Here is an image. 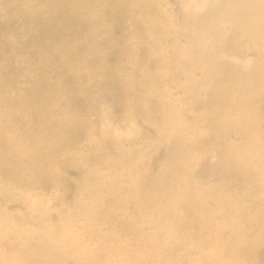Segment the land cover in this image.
I'll return each mask as SVG.
<instances>
[{"label": "rangeland", "instance_id": "obj_1", "mask_svg": "<svg viewBox=\"0 0 264 264\" xmlns=\"http://www.w3.org/2000/svg\"><path fill=\"white\" fill-rule=\"evenodd\" d=\"M29 1L32 2L34 9L43 6L39 0H0V12L4 9L6 25V29L3 30L5 43L0 42L3 49L6 44L11 43L22 49L24 42L28 41L26 28L15 27V25L21 18L18 11L28 13ZM92 1L95 0H75L76 8H86L88 17H94L98 10L91 3ZM218 1L155 0L156 6L169 19V31L167 22L164 21L166 32L162 46L164 48L166 45V51L161 53L162 48L158 55H156V49L149 47L145 40L141 43L144 30L135 29L133 23L134 19L141 17L138 14L133 15L130 11L131 6L126 8L127 12L121 19L120 25L110 27L112 23L108 20L109 28H103L104 32H100L104 44L97 50L103 53L107 49H113L112 58L109 60V64L113 67L111 71H114L120 79H130L133 83L121 101L114 91L102 85V73L91 72L87 64L83 62L84 53L95 50L93 45L88 44L86 50H77L73 57V40L70 38L67 26L61 22V17L52 13L45 12L42 16L45 17L44 21H49L53 25L58 38L41 50L35 62H33L32 48H28L26 53L9 52V60L0 57V77L4 78L2 82H14L17 88L31 84L30 79L25 77L23 65L18 63L23 55L29 57L28 62L33 66L40 63L48 65L52 62V57L61 60L66 66V85L56 88V92H44L41 101L31 106L34 110L31 113L43 112V116L56 121H64L65 118L77 114L85 123L82 126L83 134H73L70 143L63 146V153L58 155V158L69 159L74 165V168H69L64 173L66 177L64 182L58 183L50 178L45 184L39 183L28 164L22 166L16 173L0 172V224H2L0 235L7 241V244H0V264H8L9 258L4 256L6 254L9 257H17L13 258L15 260L20 259L21 252L31 254L32 259L33 256L37 258V255H33V247H26V238H47L50 231L57 229L61 230L66 239L77 240L82 245L79 251L100 249V260L103 264H131V261L125 260L131 255L124 252L125 249H129V252L135 251L140 259L139 254H144L148 264H160L159 261L163 262L172 258L170 246L181 239L184 240V245L175 251L182 264H209L214 260L221 261L219 254L224 257L228 254L237 259L242 256L234 246L226 248L225 245L222 250L218 249L211 254L206 245L207 236L200 235L201 226L205 222L189 221L191 228H187L184 236L180 235L179 230L182 224L179 216H166L168 219L159 226V230L162 228L164 233L154 232V227H146L143 232H139L154 243L158 249V256L147 248L146 240L139 241L134 233L138 221L140 222L142 218L150 219L158 209H162L165 202L163 197L152 195L154 179L160 181V191L169 186L170 191L179 196L178 199L184 203H187L188 199L182 194L185 190L196 194L194 197L205 196L199 201L208 204L216 209L215 211L226 208V205L223 204L222 199L216 200L213 193L217 196L218 192H225L230 196L231 203L238 202L242 194L239 184L234 181L238 173L217 168V160L220 157L217 150L206 145L195 147L190 144L191 138L197 132L206 135L212 133V126L203 117V108L208 105L204 96L206 90L198 82L213 73L217 67L213 61L222 55V50L227 51L225 60L230 64H264V38H258L261 24L256 19L251 20L256 25L253 30V39H257L263 46L259 51H254L255 53L250 51L245 53L247 48L254 46V43L250 39H243L241 35L238 37L239 50L217 41H213L217 43L216 51L206 47L202 50L204 54H200V51L194 47L198 43V38L185 33L183 24L188 19H197L201 15L213 13ZM256 1L264 15V0ZM241 7L246 8L247 4L241 3ZM191 8L201 12L190 15L188 11ZM248 22L250 21L241 20L238 28L247 25ZM88 23L92 26L87 31L97 33L94 22ZM204 27L199 24V27L191 26V30L199 33ZM210 27L212 31H215L222 25L219 20H214ZM14 34L19 37L17 40L13 38ZM82 34H86V31L84 30ZM82 38L86 39L84 36ZM75 41L80 42L81 37L76 36ZM140 47L144 50V55L154 57L147 68L152 63L154 69L161 65L157 66L158 61L155 57H161L164 60L162 67L157 69L163 79L157 85L156 98H154L161 104L159 110L149 104L147 98L149 94L143 97L138 95L141 91L135 90L139 86L147 90L153 86L149 85V81L141 72L144 69L143 59L140 56L137 58L136 53L133 54V49ZM12 53H15L17 57H14ZM94 55L98 57L94 58ZM103 56L95 52L87 54V58L94 59L98 63ZM138 59L142 62L139 66L135 61ZM10 61L15 63L11 67L8 64ZM253 71L252 69L253 74L264 78V68ZM252 73L242 76L239 80L227 78L212 85L215 89L213 93H220L219 90H224L226 94L238 91L243 85L241 82L250 81ZM51 77L52 73L46 70L43 78ZM191 82H196L198 85L190 91L187 86ZM6 88L10 90V87ZM257 89L264 91V83H258ZM71 91L75 92V98L68 104V101H64V95L70 94ZM79 93H82V100L76 104ZM136 96H139L136 107H140V112L131 115ZM4 105H7V109L12 114H19L18 108L14 107L15 100H5ZM210 106L216 111H233L234 113L230 112L233 115L238 112L232 105L218 102L210 103ZM2 117L3 111L0 110V118ZM31 117L32 115L26 113L21 115L23 121L14 120L12 124L7 125L3 132L5 137L7 132L11 134L18 132V126L26 125ZM159 121L163 124L162 128ZM249 121L255 126L256 137L248 136L240 131V126L224 135L225 141L238 149L239 162L243 157L248 156L254 158L256 162L260 159L264 160V100L260 103L259 112L252 115ZM65 133L64 128L50 125L37 137H43L44 141H48V145L50 142L61 145ZM36 134L32 133L30 138L7 137L9 141L16 143L12 152L20 157L27 155L30 157L27 161H32L33 149L23 148L22 145L35 141L37 137L33 136ZM113 135L121 138L119 147L122 154H117L118 149L115 145L106 141V137ZM170 139H176L174 141L176 148L174 153L168 155L162 151L164 145L162 141L168 143ZM254 152L256 154L253 155ZM133 153H137L138 157H134ZM50 158H52L50 155H44L38 161V165L48 163ZM199 162H204L205 167H200ZM142 176L148 184H142ZM171 179L174 181L169 184ZM187 180L189 187L184 184ZM133 181L134 185H132ZM89 192L94 195H89ZM76 201L83 205L81 211L77 209ZM198 208L201 209L200 206ZM35 209H37L36 216ZM255 213V209L251 210L252 216H255ZM69 218H74V222H69ZM212 220L222 229H227L233 241H236L238 227L247 231L252 227L247 220L241 217L238 219L230 211H220L212 217ZM198 234L202 244L194 245L190 235ZM258 237L262 241V235L259 234ZM105 247L110 251L104 253L102 249ZM36 254H39V251ZM260 258L259 264H264V246L261 249ZM69 264H81V262L71 258Z\"/></svg>", "mask_w": 264, "mask_h": 264}, {"label": "bare ground", "instance_id": "obj_2", "mask_svg": "<svg viewBox=\"0 0 264 264\" xmlns=\"http://www.w3.org/2000/svg\"><path fill=\"white\" fill-rule=\"evenodd\" d=\"M4 1V0H3ZM43 3V6L39 9H34L31 1L28 2V13L23 11H18L21 18L16 22V26H23L26 28L27 35L29 37L27 42H24L23 48L19 49L14 44H6L4 49L0 45V57H5L8 60L9 52H23L26 53L28 48H32L33 62L39 58L41 50L50 44L53 40H56L57 31L53 28V25L49 21H44L42 15L43 13H52L61 17V22L67 26L68 33L70 38L73 40L74 53L73 57L77 50L84 49L86 50L88 44L93 45L95 50H90L83 56V62L87 64L88 68L92 71H98L102 73V85L105 88L114 91L119 96V101L125 97V92H129L133 83L130 79L124 80L120 79L115 75V72L111 71L113 67L109 64V60L112 58L113 49H107L105 52H98L97 48L104 44V39L101 37L100 32H104V29L109 28L108 20L112 23L110 27L114 25H120L121 19L124 17L127 12L126 8L131 6V12L135 16L138 14L141 18L134 19V28L143 29L141 43L146 41L148 46L156 49L158 55L160 49L163 48V38L166 32V25H168L169 31V19L162 12L160 8L156 6L155 0H95L91 3L96 6L98 12H96L94 17H88V10L86 8L77 9L75 0H39ZM241 3L247 4L246 8L241 7ZM217 8L212 13L204 14L198 17L197 19H188L187 22L183 24V30L185 33L190 34L198 38V43L194 45L200 51V54H204L202 50L206 47H211L213 51L217 50V41L218 43L224 44L225 46H233L236 49L239 47L238 37L241 35L243 39H250L254 46L252 48H247V51L253 52L259 51L262 49L263 44H261L257 39H253V30L256 28V25L251 21L256 19L260 24V31L258 32V38H264V15L261 13V9L257 4L256 0H219L217 2ZM201 11H196V8H191L188 11L190 15L199 14ZM214 20H219L222 27L217 28V30L212 31L210 25ZM250 21L247 25L238 28L240 21ZM93 21L95 24V29L97 33H89L87 29L92 26ZM89 24V25H88ZM204 25L205 27L199 32L195 33L191 30L193 28ZM6 29L4 23V9L0 12V42L3 41V30ZM86 31V34H82ZM81 37V41L76 42L75 37ZM86 37V39L82 38ZM13 38L16 40L19 38L14 34ZM91 41V42H88ZM5 43V42H4ZM140 43V44H141ZM114 49H116L114 47ZM239 50V49H238ZM166 51V45L161 50V53ZM95 52V54H103L101 61L99 63L91 58H87V54ZM137 54V58L143 59L144 69L141 70L145 75L149 85L152 87L147 89L135 88L138 91H141L138 95L145 97L149 100V104L154 106L156 110H159L161 104L154 98L157 92V85L161 79L158 68L162 67L164 60L161 57H155L158 61L156 69L152 68L153 63L147 68L149 62L154 59L149 55H144V50L142 47L139 49L134 48L133 54ZM226 50H222V55H220L216 60L213 61L215 70L212 74L204 77L198 84H200L205 90L204 96L208 105L203 108L204 114L203 117L210 123L212 126V133L197 132L194 137L191 138L190 144L195 147H207L214 148L219 152V160H217V168L224 171H234L238 173V177L235 178L240 186L242 194L239 197V201L231 203V198L228 194L223 191L218 192L217 196L213 193L215 199H222L223 204L226 205V208H222L220 211H230L238 219L239 217L247 220V222L252 224L250 230L241 229L238 227L236 229V241H233L229 236L227 229H222L219 225L215 224L212 220V217L217 215L220 211H215L216 209L211 208L208 204L200 202L199 200L204 199L194 197L196 194L189 192L188 190L183 191L182 194L184 197H187V203L182 202L178 199L179 196L175 195L170 191L169 186L165 190L159 188L160 181L154 179L153 181V196H160L165 199V202L162 206V209H158L150 219L142 218L140 222L138 221L136 229L134 231L137 235L139 241H147V248L156 253L158 256V249L152 241L148 239L145 235H140L139 232L144 230L146 227H154V232L164 233L165 231L159 230V226L165 222L168 215L179 216L181 220V228L179 230L180 235L184 236L187 232V228H191L189 221L193 223H203L201 226L202 230L200 235H206V245L209 248L211 254H214L218 249L222 250L224 245L226 248L234 246L235 250L237 249L242 255L239 259L231 257V255L226 254L225 257L222 254H219L221 261L214 260L209 264H259L261 261L260 252L264 246V160L260 159L259 162H256L254 158L243 157V159L237 160L238 149L225 141L224 135L232 129L240 126V131L245 133L248 136H255V126L251 124L249 119L252 115L259 112V106L262 100H264V91L257 89V85L260 82L264 83V78L258 76V74H253L251 71H258L259 69L264 68L263 63H247L246 65L239 64H230L225 60ZM238 53H241L238 51ZM244 53V54H245ZM14 57H17L15 53H12ZM83 55V54H82ZM98 55H94V58H97ZM29 57L24 55L18 60V63L22 66L25 71V77L30 79L31 84L28 86H22L17 88L14 82L5 81L2 82L3 77H0V110L3 111V117L0 118V172L16 173L18 170L28 164L31 166L36 180L39 183L45 184L46 181L50 178L58 183L64 182L66 178L64 173L69 168H74V165L71 164L69 159L64 157H59L58 155L63 153V146L70 143L72 140V135L83 134L82 126L85 125L79 115L74 114L71 117H67L64 121L51 120L48 116H43V112L31 113L34 110L31 108L32 105H35L37 102H40L42 99V94L46 91L56 92L55 89L66 85V66L56 57H52V62L40 63L36 66L30 65L28 62ZM134 60V59H133ZM136 64L139 66L142 64L141 59L135 60ZM108 63V64H107ZM9 66H13L15 63L10 61ZM263 65V67H261ZM194 69V68H193ZM191 69V71H193ZM48 70L52 73V77L49 79L43 78V74ZM253 71V72H254ZM252 73L250 81L245 83L241 82L243 85L238 89V91L226 94L224 90H219L220 93H213L215 89L212 85L219 83L222 80L231 78V80L241 79L242 76H247ZM54 75V77H53ZM55 78V79H54ZM14 81V80H13ZM196 82H191L188 89L191 91L196 85ZM6 87H10V90H7ZM12 90V91H11ZM75 92L71 91L70 94L65 93L64 101H68V104L71 103V100L75 98ZM82 93L78 94V100L76 104H79L82 100ZM139 96L134 98V104L132 106L131 115H136L140 112V107H136V102ZM5 100H15V108H18V115L12 114L5 104ZM220 103L232 105L238 112L235 115L230 112L233 111H216L211 108L210 103ZM197 104V103H196ZM39 105V104H38ZM245 106V108H244ZM32 115L31 120L27 122L26 125H19L18 132L11 134L6 133V137L3 134L5 127L12 124L14 120L23 121L21 115L23 114ZM234 113V112H233ZM128 115V117H131ZM15 116V117H12ZM67 116V115H66ZM165 120V119H164ZM170 120V119H169ZM151 124V122H149ZM59 126L64 128L66 133L62 140L61 145H57L53 142L44 141L43 137H37L40 133L46 131L48 126ZM159 125L162 128L163 124L159 121ZM32 133H37L33 137H37L35 141L23 143L22 147L26 149L32 148V161L29 160V156L25 155L20 157L16 155L13 151V146L16 145L14 141H9L7 137H16V138H30ZM27 134V135H26ZM218 136V137H213ZM106 141L110 144H114L118 149L117 154H122V150L119 147V142L121 138L116 136L106 137ZM175 138V137H172ZM217 139V140H215ZM176 139H170L168 143L164 140L162 151L166 154H171L175 152L176 145L174 143ZM257 141V139H255ZM20 147V145H19ZM200 147V148H201ZM66 154V151H64ZM256 152L253 153V155ZM44 155H50L52 158L46 164L38 165ZM134 157H138L137 153H133ZM240 156V155H239ZM187 159V157H186ZM74 162V161H72ZM200 163V162H199ZM200 167H205V163L201 162ZM9 169V170H8ZM62 170V172L60 171ZM226 173V172H225ZM13 175V174H12ZM12 178H16L12 176ZM142 184H148V181L141 177ZM146 180V182H145ZM174 181V179L169 180V184ZM135 182H132L134 185ZM186 187H189V181L184 182ZM131 184H129L130 186ZM89 195H94L89 192ZM129 199V197H126ZM77 209L81 211L83 205L79 202H75ZM143 206V205H142ZM141 206V207H142ZM201 207V209L198 208ZM140 207V208H141ZM256 210V215H251V210ZM34 212V215H37V209ZM33 216L34 218H36ZM74 218H69L68 221L73 223ZM38 221V220H37ZM39 222V221H38ZM0 232H2V224H0ZM1 234V233H0ZM166 234V233H165ZM259 234L262 235V241L259 239ZM255 235V237H254ZM226 236V237H225ZM193 240L194 245H201V237L198 235H190ZM254 237V238H253ZM4 236L0 235V244H7L6 239H3ZM118 241V240H116ZM26 247L34 249L33 255H37V258L28 254L27 252L19 253V260L15 256L9 257L8 254L4 255L6 258H9L8 264H69L71 258L76 262H81V264H103L100 260V249H91L87 251H79L82 248V245L75 239H66L64 234L61 233L60 229L49 232V237H32L26 238L25 240ZM184 240L175 241L173 245L170 246L169 251L171 252L172 258L170 260H164L163 262L159 261L160 264H182L178 259V254L176 249L183 247ZM15 245H13L14 247ZM103 252H108L110 249L103 248ZM115 250V246H114ZM129 249H125L127 254H131L130 258L125 259L131 261V264H148L147 259L144 254H139L141 259L138 257V253L135 251L129 252ZM39 251V254L36 252ZM79 251V252H78ZM134 252V253H133ZM124 258V256L122 255ZM40 262H39V261Z\"/></svg>", "mask_w": 264, "mask_h": 264}]
</instances>
